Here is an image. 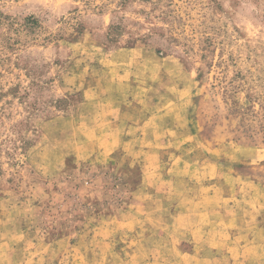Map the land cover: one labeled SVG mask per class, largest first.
Masks as SVG:
<instances>
[{
  "label": "rangeland",
  "instance_id": "rangeland-1",
  "mask_svg": "<svg viewBox=\"0 0 264 264\" xmlns=\"http://www.w3.org/2000/svg\"><path fill=\"white\" fill-rule=\"evenodd\" d=\"M225 203L262 244L264 0H0V264H195Z\"/></svg>",
  "mask_w": 264,
  "mask_h": 264
},
{
  "label": "crops",
  "instance_id": "crops-1",
  "mask_svg": "<svg viewBox=\"0 0 264 264\" xmlns=\"http://www.w3.org/2000/svg\"><path fill=\"white\" fill-rule=\"evenodd\" d=\"M234 208L229 203L219 205L214 220L190 231L192 248L184 255L195 264H264V241L247 242V220Z\"/></svg>",
  "mask_w": 264,
  "mask_h": 264
},
{
  "label": "trees",
  "instance_id": "trees-1",
  "mask_svg": "<svg viewBox=\"0 0 264 264\" xmlns=\"http://www.w3.org/2000/svg\"><path fill=\"white\" fill-rule=\"evenodd\" d=\"M119 27H120L119 25L113 26V27H111V31H112V32H113V31H117V30L120 29Z\"/></svg>",
  "mask_w": 264,
  "mask_h": 264
}]
</instances>
